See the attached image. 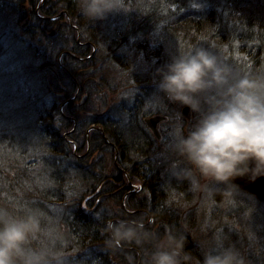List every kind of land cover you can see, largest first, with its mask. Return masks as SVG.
Instances as JSON below:
<instances>
[{
  "label": "trees",
  "instance_id": "1",
  "mask_svg": "<svg viewBox=\"0 0 264 264\" xmlns=\"http://www.w3.org/2000/svg\"><path fill=\"white\" fill-rule=\"evenodd\" d=\"M30 1L33 8L39 3V0H35V3L34 0ZM52 3L53 12L48 16L61 13L60 5L67 7L69 17L63 14L61 19L64 20V28L69 32V37L76 39L78 32L80 40L91 42L96 53H102L105 63H111L128 76L129 84L136 93L125 109L121 107L125 105L122 99V103L116 105L118 111L112 108L111 111L97 114L91 110V100H88L84 112L90 115L80 113L71 103H66L60 112L59 104L71 98L75 92L74 80L66 74L60 76L59 82L48 74L41 81L36 79L39 73L45 75L48 65L58 68L56 57L59 50L47 35L50 28L48 25L52 22L41 21L38 16L42 15L38 13L36 16L32 12L33 23L42 22L44 27H28L25 39L21 35L16 36L15 29L21 28L11 21L0 31V64L13 48L19 47L21 52L31 56L34 65L27 68L18 66L16 69L21 72L31 71L33 75L27 76H33L34 79L8 89L18 100L21 98L19 94L25 91L26 102L30 105L26 109L27 113L25 109L15 110L22 106V102L18 101L16 108L10 109L4 104L3 96H0V207L14 214L36 212L44 231L57 226L63 232L66 242L57 247L68 258V264H129V255L135 258L134 264H146L157 241L143 246L126 243L118 249L106 243V223L111 220H127V216L121 207L122 193L110 197L113 200L110 206L112 211L108 210L107 205L100 212L92 208L91 204L97 195H104L105 188L111 184L104 183V176L94 172L98 161L93 165L86 158H78L87 148L84 132L88 125L100 123L104 134L115 144L121 156L118 166L122 161L132 182H140V170L160 165V142L145 128L143 119L155 114L168 119L169 113L164 112H170V109L152 112L149 105L147 109L144 108L143 103L150 100L148 96L153 93V86L158 80L156 70L170 62L172 56L189 51L194 46H203L220 55L241 75L264 76V0H118V7L134 8V11L118 10L109 13L103 20H90L81 12L72 11L73 4H80V0H54ZM2 6L8 7L7 1L0 0V10ZM68 21L77 31L68 25ZM60 34L63 35V30ZM35 38L38 41L44 39L47 43L44 47L35 45L32 41ZM89 53L90 50L85 56ZM65 57L78 63L68 55ZM130 57L137 64L147 65L149 71H136L130 65ZM2 68L0 74L5 77L6 71ZM102 93L103 90L97 93L96 98ZM140 96H143V100H140ZM178 111V106L173 105L171 117L176 119L177 116L179 120H176L180 124H176L173 129L174 135L181 131L186 133L182 130L185 120L178 115ZM22 114L24 116L21 117ZM113 117L124 118L127 124L121 125ZM192 119L191 114V122ZM73 120L78 122L74 130L71 129ZM70 129L72 134L65 135ZM93 134L97 140L95 142V139L90 138L89 152H97L99 156L107 151L112 154V149L100 134L96 131ZM160 135L162 141L165 136L162 133ZM75 136L79 139L74 140ZM104 158L101 159L103 163ZM167 159L160 165L165 168V172ZM111 169L116 171L113 164ZM158 172L153 173V179L144 187L160 217L145 227L149 231L155 230L159 242H167L170 232L182 235L184 253L190 257L187 263L202 264L204 252L218 246L215 243L212 248H208L205 242L218 235L226 222L233 224L229 222L227 214L214 210L215 215H206L207 227L203 234L199 233L204 223L202 202L204 206L208 202L219 206V201L225 196L222 191H216L214 196L208 198L203 193L191 191L186 181L160 180L157 178ZM26 185L29 186L24 189ZM96 191L97 194H94ZM237 192L254 198L240 190ZM106 199L99 201L98 208L104 207L103 201ZM126 203L131 205L128 209L134 208L132 199L126 200ZM231 205L227 203L228 208ZM233 235L235 239V233ZM48 244L42 231L31 246L39 248ZM128 247L131 249L127 250ZM244 248L242 246L238 250L242 253ZM260 257L251 252L246 254L250 264L253 259L264 261Z\"/></svg>",
  "mask_w": 264,
  "mask_h": 264
},
{
  "label": "clouds",
  "instance_id": "2",
  "mask_svg": "<svg viewBox=\"0 0 264 264\" xmlns=\"http://www.w3.org/2000/svg\"><path fill=\"white\" fill-rule=\"evenodd\" d=\"M118 10V0H80L81 14L90 20H103ZM155 75L158 97L188 109L193 117L187 132L172 136L164 146L170 177L208 198L216 191L230 198L240 190L238 179L254 183L264 177V76L241 75L203 46L172 56ZM178 115L182 117L181 111ZM42 231L49 244L32 247ZM105 232L113 249L157 241L146 264H186L190 259L182 235L170 232L167 242H159L142 219L108 222ZM65 243L57 226L41 229L36 212L14 214L0 207V264H68L57 247ZM128 260L134 264L135 258L129 255ZM202 264L248 262L235 247L218 245L204 252Z\"/></svg>",
  "mask_w": 264,
  "mask_h": 264
},
{
  "label": "rangeland",
  "instance_id": "3",
  "mask_svg": "<svg viewBox=\"0 0 264 264\" xmlns=\"http://www.w3.org/2000/svg\"><path fill=\"white\" fill-rule=\"evenodd\" d=\"M2 1H7V3L9 2V0H2ZM118 9L124 10L125 12L134 11V8H129V7L123 8L119 6ZM11 21L12 23L14 22V13L11 11L9 7L2 6L0 10V31L5 29ZM15 33L17 37L21 35V37L25 39L27 38L25 31H20L19 29H15ZM34 40L38 41L37 38L33 39L32 41ZM34 44L37 45V43L35 42ZM15 45H19V44H15ZM17 59L20 62L18 64H17ZM129 62L130 65L134 66L135 67L134 69L138 72L143 71V73H147L149 71L148 70L149 67L147 65L141 63L137 64V62H135L134 58L132 57H130ZM96 63H97L96 65L97 73L96 74L93 73L94 77L92 78L93 79L95 78L97 82L91 87V97L89 99L91 100L90 103L91 110L94 112H98L97 114H103L106 112V110L111 111L112 108L118 111L116 105L121 104L122 99L125 102L124 105V109H125L126 106L131 104L132 96L136 93L134 87L131 84H129L130 79L128 78V76L123 74L119 70V68H116L114 65H112L109 62L105 63L103 61V56L101 52L96 53ZM30 65L32 66L34 65V61L32 60L31 56L28 55L27 53L21 52L19 47L13 48L10 51V54H8L2 62L3 68L2 66L1 68L6 71V76L2 77L3 75L0 74V85H3L0 86V96H3L2 100L4 101V104L10 109H15L16 108L15 105L18 101L22 102L23 104L22 106L18 107L15 110L25 109L26 111V109L30 108L29 103L26 102V97L24 94L25 91H22L19 94L21 98L20 100H18L17 96L15 94L12 95L13 93L8 90L9 87L11 88L15 87L23 82H24L23 84H25L26 81L30 82L32 78L34 79L33 76H27V75H33L31 71L21 72L18 70V68L20 67L27 68ZM16 67L18 68L16 69ZM47 74L48 73H45V75L43 73L42 74L39 73L37 75L35 74L36 79L38 81H41L46 78ZM153 89H154L153 93L148 96V99L150 98V100H146L143 103L144 108L147 109V106L149 105V110L152 112L164 111L162 108L163 107L166 108L167 102L164 100L158 101L159 94L156 92L155 85L153 86ZM101 90H103V93L101 94V96H97L96 98V94L99 93ZM140 94L141 92L139 93V95ZM140 100H143V96H140ZM170 112H173V110L172 111L170 110ZM170 112L168 111L164 112V113H169V115L167 116L168 119L161 120L155 125L156 129L161 130L162 134L165 136L162 139V141H161V137L158 140V142H160L158 145L159 156H161L162 154L164 155L166 154L163 150L164 146L172 137V134H174L173 129L176 128V124L180 126V124L176 120L178 119L177 116L176 119L175 118L172 119ZM22 116L24 115L22 114L21 117ZM152 116L153 115L147 117H152ZM181 118L185 120V123L182 125L183 127L182 130L187 132L188 124H190V121L188 120V118L184 116H182ZM29 135L30 134L25 136H29ZM159 150L162 152L160 153ZM105 161H107V165L104 164L105 162L103 163L101 161L100 162L101 164L98 162V165L94 168V171H96L98 174H100L101 169L103 168L107 171H110L111 161L108 158H106ZM106 173L109 174L110 172H106ZM28 186L29 185H26L24 189H26ZM204 199L207 201V198ZM219 202H220L219 206H216L215 204H212L210 202L206 203L204 206L202 202L203 210L201 213L203 214L204 223L203 226L199 228L198 232L203 234L204 229H206L208 224L206 215L207 214L209 216L215 215L214 210H216L215 212L220 211L227 214L229 216L228 218L229 222L230 223L233 222V224H227V222L223 224L224 222L222 221L221 222V224H223L222 230L218 235L212 236L209 242H205L206 247L212 248L215 243H217V245H222L224 247H235L236 249L245 246L244 250L242 251V254L245 256V258L247 252H251L252 254L256 255V257L261 256L260 258L263 259L264 258V250H263L264 249V202H260L255 198L244 196L242 194H239L238 192H235L230 198L222 197ZM229 202L232 204L230 208L227 207V203ZM103 203L104 206H106L107 204L113 205V201L109 199L104 200ZM198 207L199 205L197 206V208ZM208 228L210 229L209 225ZM234 233H235V237H234L235 239H233ZM162 243H164V240L162 241ZM251 263L264 264V261L253 259ZM248 264L250 263L248 262Z\"/></svg>",
  "mask_w": 264,
  "mask_h": 264
},
{
  "label": "flooded vegetation",
  "instance_id": "4",
  "mask_svg": "<svg viewBox=\"0 0 264 264\" xmlns=\"http://www.w3.org/2000/svg\"><path fill=\"white\" fill-rule=\"evenodd\" d=\"M54 0H39V3L33 8L32 2L30 0H9L8 7H11V10H14V23L15 26L17 25L20 27V31H25L28 27L30 28H40L44 27L43 23H33V17L32 12L34 15L38 16L37 14H41L42 16H38V19L41 21H50L52 24L48 25L50 26L49 31L47 32V35L50 36L49 38L52 39L55 47L57 50H59V55L56 57V61L58 63V68L52 65H48L46 67L48 76L55 79L57 82L61 80L62 75L66 74L70 76L74 82H75V90L77 91L78 87L79 90L75 94V96L68 102L71 103V106L74 109H77L82 114H88L84 112V109L86 108V103L89 100V94L91 92V87L94 85L93 83H86L83 87V83L88 81L93 76V71L89 73L87 71V68L91 65L94 66L96 57L94 54L96 53V48L93 47V44L88 41H82L80 40V37L78 36V32L76 34V39H73L69 37V32L65 30L63 19H61V16L64 14L68 16L67 12L61 11L56 16L49 17L48 14L53 12L54 4L52 3ZM35 3V0L33 1ZM69 17V16H68ZM70 19V18H69ZM56 24H58V28L54 34H51V32L55 29ZM68 25L76 30V27L68 21ZM63 30V35L60 34V31ZM38 39V38H37ZM38 42L37 45H44L47 43L44 39L35 41ZM52 42H49V44H53ZM50 48V47H49ZM72 50H75L72 51ZM90 50L89 55L85 56V54ZM72 52H74L76 55H74ZM65 55H68L71 58H74L78 63H76L74 60H68ZM59 61H62V64H59ZM47 76V77H48ZM94 80H96L94 78ZM75 91V92H76ZM58 96L60 94L57 93ZM66 103V102H65ZM62 104V103H60ZM59 104V105H60ZM74 130V129H73ZM76 147V146H75ZM76 149V148H75ZM90 145L87 144V148L85 153L78 156V158H86L89 160L90 164L95 163L98 161L101 162L102 157H99L98 153H90ZM116 151H113L115 153ZM99 158V160H97ZM106 159V158H104ZM101 164V163H100ZM107 165V161L105 163ZM113 164L116 167V171H110L105 170L104 168L101 169V174L104 176V183H110L111 186H113V189L111 186H107L105 188V194L106 196H115L118 195V193H124L126 188L125 186L130 184H134L132 182V177L130 174L126 171L125 167L122 165V161L120 166H118L119 162L117 163H110ZM98 165V164H97ZM102 168V166H101ZM106 172H110L107 174ZM132 175V174H131ZM136 185H138V188L142 190L143 184L139 182H135ZM145 185V184H144ZM128 192V191H125ZM137 192V190H136ZM123 199V196L121 198V201ZM127 250L131 248H126Z\"/></svg>",
  "mask_w": 264,
  "mask_h": 264
},
{
  "label": "bare ground",
  "instance_id": "5",
  "mask_svg": "<svg viewBox=\"0 0 264 264\" xmlns=\"http://www.w3.org/2000/svg\"><path fill=\"white\" fill-rule=\"evenodd\" d=\"M72 8H73L72 11H74L75 13H76V11L77 12H81L80 11V4H73V7ZM60 9H61V11L65 12V13L68 11L67 7L65 8L64 5H60ZM1 66L2 65L0 64V67ZM96 69H97V66L96 65H94V66H91L90 65L87 68V71L89 73H91L93 71V73L96 74L97 73ZM96 82H97V80L94 81V83H96ZM84 85H86V84L83 83V87H84ZM78 90H79V87H78L77 91L74 90L76 92H74V94H73V96L71 98H68V99L64 100L62 102V104L59 105V108H60L59 111L60 112H62V110H61L62 107L66 103H68L75 96V94L78 92ZM160 100L161 99H159L158 101H160ZM153 103H154V101H153ZM121 107H124V105H121ZM162 109H166V110H169L170 109L172 111L173 110V105H171V104L170 105L169 104L167 105L166 104V108L163 107ZM180 110H182V109H180ZM64 117L68 119V117H66V116H64ZM190 118H191V114H190ZM113 119L116 120L121 125L127 124L126 123V120L124 118L121 119V118H118V117H115V118L113 117ZM190 122H191V120H190ZM76 124L78 125V122L77 121H74L73 127L71 129L75 128L76 127ZM143 124H144L145 128L154 136V134L152 133V131L150 130V128H148L145 123H143ZM71 129L69 131H67L65 133V135H67V134H70L71 135L72 134V130ZM156 130H157L158 133L161 132V130H158V129H156ZM94 131H96V132H98L100 134V136L103 138V140L106 143V145H108L109 148L112 149V151H116L115 144H113L111 142V140L106 137V135L104 134V132L102 130V126L100 125V123H95V124L88 125V127L86 128V130L84 132V137H85V140H86V144H89L90 145V138L91 139H95L94 141L96 142L97 136H95L93 134ZM174 134H175V132H174ZM174 134H172V136H174ZM78 139L79 138L77 136L74 137V140H78ZM99 157L108 158V159H110V161L112 163H117V162H120V160H121V156L119 155V153L117 151L115 153H112V154L110 153V151H107L104 155H101ZM166 157H168V156H166V154L165 155L162 154L160 157H158V163H160V165H161L163 163V160ZM97 160H99V158H97ZM160 165H155L153 168H146L144 170H140L139 171V175H140V182L139 183L143 184L142 190H140L138 188V185H136L135 183L134 184H130V186H128V185L125 186L126 189L124 191H122L124 193L122 194L123 201L121 202V207H122V209L124 210V212H125V214L127 216V220L142 219L143 222H144V224H145V226H146L147 224H151L154 221L158 220V218L160 217L159 216V213L156 211L155 207L151 204V201H149L148 196H147V189L144 187L145 186L144 184H146L147 182L150 183V181L153 179V173L158 172V171H160V172L157 173V178H159L160 180L167 179L168 181H176L175 179H173L172 177H170L167 174V172L163 171V169H165V168L163 166H160ZM94 172L96 174H98L96 171H94ZM136 190H137V192H136ZM125 191H128V192H125ZM97 192L98 191H96V193H94V194H97ZM249 195L253 197V195H251V194H249ZM110 197H108L106 195L98 194L95 202L94 203L92 202V204H91L92 205V208H94V210L97 208L98 209V212H100L101 210H103L105 208V206L98 208V205L97 204L103 198H105V199L107 198V199L110 200ZM128 199H132L133 200V204H132L134 206L133 209H128L127 208L128 206H131L128 203H126V200H128ZM107 206L109 207L108 210L112 211L111 210L112 208L110 207L112 205L107 204ZM156 217H157V219H156ZM109 222H115V221L114 220H111ZM152 232L155 233V230L152 229ZM128 248H130V247H128ZM186 264H189V263L186 262Z\"/></svg>",
  "mask_w": 264,
  "mask_h": 264
},
{
  "label": "water",
  "instance_id": "6",
  "mask_svg": "<svg viewBox=\"0 0 264 264\" xmlns=\"http://www.w3.org/2000/svg\"><path fill=\"white\" fill-rule=\"evenodd\" d=\"M58 28V24H56L55 29L51 32V34H54ZM94 79L90 78L86 83H94ZM60 110V108H59ZM182 116L188 118L190 121V112L188 109L184 108L181 110ZM163 120V117L160 115L152 116L145 118L143 122L146 124L148 128L152 131L155 137L159 138V134L156 130L155 125ZM237 184L240 186V190L243 191L246 194H251L253 197H255L257 200L264 202V177H261L257 179L254 183H248L246 180L238 179L236 181Z\"/></svg>",
  "mask_w": 264,
  "mask_h": 264
}]
</instances>
